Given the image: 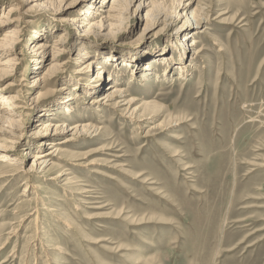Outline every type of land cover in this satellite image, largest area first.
<instances>
[{
	"label": "rangeland",
	"instance_id": "374dc122",
	"mask_svg": "<svg viewBox=\"0 0 264 264\" xmlns=\"http://www.w3.org/2000/svg\"><path fill=\"white\" fill-rule=\"evenodd\" d=\"M143 1L149 6L110 33H83L59 21L94 0L25 14L23 42L3 58L13 69L0 74V88L11 82L7 90H19L20 126L0 123V146L21 159L22 149L36 142L40 122L50 119L39 120L44 107L53 110V123L95 129L91 135L78 131L67 143L72 131L49 133L57 152L45 172H18L0 163V176L11 175L0 177V264H264V0H194L191 8L204 10L206 21L187 40L174 23L145 17L153 3L171 14L176 0ZM11 3L0 0V12ZM62 33L66 48L55 70L47 75L45 60L35 71L33 43ZM78 35L88 54L76 64ZM193 37L198 43L186 52L190 57L178 61L177 50L170 54L171 43L186 45ZM158 47L173 55V63L141 60ZM105 51L130 54L136 62L106 64V79L112 70L124 71L100 92L74 97L68 116L67 108H57L68 92L60 88L74 69ZM36 75L44 78L32 82ZM114 86L126 90L120 104L136 98L132 116L107 105L114 100H102ZM10 130L21 134L13 148ZM24 159L17 162L22 170L33 157Z\"/></svg>",
	"mask_w": 264,
	"mask_h": 264
},
{
	"label": "bare ground",
	"instance_id": "6f19581e",
	"mask_svg": "<svg viewBox=\"0 0 264 264\" xmlns=\"http://www.w3.org/2000/svg\"><path fill=\"white\" fill-rule=\"evenodd\" d=\"M11 1L12 3L9 4L5 9L3 8L4 10L0 12V28L5 25L8 26L2 35L3 37H0V66H2V69L0 68V74H2L4 71L5 73H7L8 70L6 69H11V70L13 69L11 68V65H14V64H11V59L4 60L3 58L9 55L10 53L16 54L15 52L16 47H18L23 42L22 41L23 29L20 26L22 24V20L25 18V14H27V12L30 9L46 8V7H53V10L55 12H58L63 8V6H65L67 2H71L74 0H11ZM193 1L194 0H176L175 9L173 10L171 14L168 13L163 8V5L161 3L160 4L153 3V5L147 8L145 12V17L149 18L150 21L152 20L153 22H157V23H169V22L172 24L174 23L176 25L175 33L182 34L183 37L187 40L186 37L192 36L203 25L204 21H206V18L203 17L205 16L204 10H202L201 8L197 6H195L194 8H191ZM23 4L28 6L26 11L20 10ZM132 6H135L133 10L131 8ZM148 6L144 4L143 0H99V1L94 0V2L90 5L89 9H85V8L81 9L79 13L75 14L72 17L64 15L61 17L59 21L60 23L66 25V27H71L72 29H76L83 33L90 32V31H97V30L98 31H108V33H110L111 31L118 30L123 24V22L128 17L141 12L143 8L148 7ZM9 22H12V25H9L8 24ZM63 36L64 35L62 33L58 36L57 39L51 40L49 37H47L46 40H37L36 42L33 43V45L31 46L32 47V52H31L32 62L31 63L35 71H37L41 67L42 61H45V60H49V66L47 68L48 73L46 74L49 75L52 71L55 70V67L57 64L56 63L57 57H59V55H61L64 49L66 48L65 47L66 41L63 39ZM77 38L81 39V44L79 47L78 54L75 58L76 64H78L81 61L80 60L81 57H85V55L88 54V50H86V46L82 42L84 38L81 37L80 35H78ZM197 43H198V40L194 39L193 37V39H191L190 42H187L186 45L184 43L182 44L179 41L177 44V42L174 41V43H171V46L168 49L174 50V52L172 53L170 50V54L175 53V50H177V53H178L177 59L179 61L181 59H184V57L186 58L190 57V56L187 57L186 52L191 53L192 50H194V47ZM164 46L167 47L166 45ZM140 52L138 53V56L141 54ZM156 52H157L156 55L152 57L145 56V57H142L141 60L144 61L145 59L154 58L155 65L157 62L161 63L162 65H166V63H168V65L169 63H173L174 57L173 55H168L167 50H163L161 47H158L156 49ZM196 54H197V51H196ZM15 56L16 55H14V57ZM97 56H99L100 59L93 58L90 61H88L85 66L74 69L73 74L75 76H71V78L65 81L66 87L64 86L60 88L62 90L67 89L68 92L65 95L66 97L58 102L57 108L59 107L67 108V110L70 111L68 112V116H69V113H71V111L73 110V106H71L69 102L73 100L74 97H77V96L84 97L82 94L94 95L100 92V90L106 84L109 85V84L114 83V80H115L114 78L120 77V75L124 71V70H120V68L117 71L112 70L111 71L112 75L108 74L109 77L106 79L104 78L105 77L104 74L107 71L106 64L113 65V62L114 63L118 62V60H121V59H122V66L132 65L136 62L135 61L136 57L134 60L130 54H120V56L118 57L109 51H105L101 53V55L97 54ZM101 59L103 61H101ZM12 60H16V57ZM143 63L140 65L144 66V68L147 69V71H150L151 66L147 64L145 65ZM175 63L176 62H174V64ZM179 63L180 62H177V66L179 67L178 74H180L181 71L183 70V69H180L181 63L180 64ZM93 66L97 67V70L94 74L95 76L90 79H85L84 81L81 80L80 78L83 77V75L81 74L88 72L89 70L92 69ZM114 68H117V67H114ZM182 72H183L182 74L184 75V71ZM142 76L148 77L150 75L142 74ZM43 78H44L43 76L36 75L33 78L32 82H40L42 81ZM148 79L151 80V76ZM13 85H14L13 83L9 82L8 84H6L4 88H0V123L10 129H17L20 126V120L18 119V116L21 113V111L19 109H22V107L18 103L19 90L16 93H12L11 92L12 90H9V91L7 90V89H10ZM69 85H73V86L69 87ZM109 88H111V86ZM124 91H126L125 88H119L117 86H114L112 90L108 91L106 95L102 97V100L104 101L114 100L112 103H107V105L112 106V104H114V106H118V109L120 108L119 110L124 115L127 114L128 116H132L135 108H131V107L133 106L132 103L135 102L136 98L129 96V98L125 100L124 104H120L119 101L117 100L124 94ZM94 98L91 101L92 103L100 102V99L98 98L94 99ZM120 105H125V106L121 108ZM49 109L50 108L44 107L43 109L44 112L41 113L42 116L38 118L39 120H41L47 117V114H49L50 119L47 121H41L40 129H37L33 133L34 138H36V142L38 138L39 143L33 142L32 145L31 143L29 145L27 144L28 146L22 149L23 152L22 154H20L21 159L9 157V151L6 149V147L0 146V163H4V165L9 166V167L11 166L12 170H16L18 172H25L29 174L45 172V168L48 165H50V163H52L51 160L53 159L54 156H56V153H55L56 150L53 149V146L51 145L52 141H49L50 139L52 140L53 138H50L52 136H50L49 133H52V135H57L60 133L67 134V132L72 131L69 138L63 139V143L65 142L67 143L72 140L73 135L77 133L78 131H83V132L86 131L87 135H91L93 132V129H95V128L93 129L90 128L88 124H79L78 122L73 125H69V124L66 125L64 124L65 121L63 123H60V121H56L53 123V121H55V116L52 115L53 110H49ZM46 110H49L51 114L48 112H45ZM59 111H62V110L60 109ZM39 131L41 132L37 133ZM7 133L12 137L10 139L9 144H10V148H13L15 147L16 140H18L21 137V134L18 132H13V131L7 132ZM41 145H48V148L46 149L39 148V146ZM34 149H37V151L32 152ZM26 156H32L33 160L28 169L22 170V165L20 166L18 165V163H24L25 162L24 157ZM61 175L62 174L59 172L54 177L55 178L61 177ZM7 176H9V174L8 175L3 174L0 177H7ZM78 185H80V183H78ZM26 188L27 187H24L23 190H27ZM29 201L30 202L34 201V197L30 198ZM4 262H6V260L3 259L1 261V264Z\"/></svg>",
	"mask_w": 264,
	"mask_h": 264
}]
</instances>
